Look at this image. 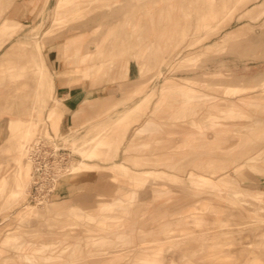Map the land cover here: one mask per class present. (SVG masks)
<instances>
[{"label": "rangeland", "instance_id": "obj_1", "mask_svg": "<svg viewBox=\"0 0 264 264\" xmlns=\"http://www.w3.org/2000/svg\"><path fill=\"white\" fill-rule=\"evenodd\" d=\"M11 3L0 174L21 166L0 183V264H264V0H50L18 19ZM64 39L92 63L91 121L72 136L45 65ZM129 61L139 81H125ZM135 123L144 136L123 155ZM39 134L71 151L42 201Z\"/></svg>", "mask_w": 264, "mask_h": 264}, {"label": "crops", "instance_id": "obj_2", "mask_svg": "<svg viewBox=\"0 0 264 264\" xmlns=\"http://www.w3.org/2000/svg\"><path fill=\"white\" fill-rule=\"evenodd\" d=\"M6 1H13L14 0H0V7L4 5ZM20 1V0H19ZM18 0L15 1V3H11V8L8 11V16L12 17L14 19H18L21 12V7H24V10L26 8L25 12H28V9H31L33 7L32 13H39L41 8L44 6H47L50 3V0H21V5ZM48 1V2H47ZM57 2V1H56ZM21 6V7H20ZM63 43L59 44V54L55 55V58H51V52L47 54L48 59L45 62V65L49 69L50 73L52 74V80H53V89L52 93L53 96L56 97L61 101L60 109L62 111V129H67V132L65 133L67 136H72L73 130L72 128L80 127V121L87 120L90 123V119L92 114L89 112L90 109L86 105L87 100H91L90 97L91 91L94 92V88L91 89L89 86L90 83V77L89 80L85 81L81 79V71L80 69H87L88 72H92L90 66L92 63L88 60L83 62L82 56L80 52H77L74 50V47H69L66 44L65 39L62 40ZM82 44V50L83 45ZM94 49V47H92ZM51 62H53V65H51ZM52 66L56 67L55 70L52 69ZM52 70V71H51ZM83 72V71H82ZM93 74V73H92ZM125 81H139L140 79V72H139V66L137 63H134L133 61H129L128 70L125 72ZM133 88V87H132ZM132 88H125L124 92H127L129 89ZM132 106H129L128 104L124 105L121 110L127 111ZM77 119V120H76ZM135 125V128L129 132L124 138L123 143V155H124V149L127 147V144L129 145L132 143L139 144L142 141V137L144 136V132L146 129L143 128V126H139L138 123L132 124ZM138 125V126H137ZM85 124L83 127H86ZM135 129V130H134ZM132 132V133H131ZM133 135L138 137H135L133 139ZM139 146V145H138ZM133 156V155H132ZM137 156V155H136ZM68 192L63 191L60 193V197L65 196V194Z\"/></svg>", "mask_w": 264, "mask_h": 264}, {"label": "built area", "instance_id": "obj_3", "mask_svg": "<svg viewBox=\"0 0 264 264\" xmlns=\"http://www.w3.org/2000/svg\"><path fill=\"white\" fill-rule=\"evenodd\" d=\"M28 158L33 165L30 198L48 200L71 158V151L61 137L39 134L28 147Z\"/></svg>", "mask_w": 264, "mask_h": 264}, {"label": "bare ground", "instance_id": "obj_4", "mask_svg": "<svg viewBox=\"0 0 264 264\" xmlns=\"http://www.w3.org/2000/svg\"><path fill=\"white\" fill-rule=\"evenodd\" d=\"M9 21H10V19L9 18H5V19H3L2 20V22H1V24H0V31L1 30H4V29H8L9 28ZM87 135V134H86ZM85 135V136H86ZM84 137V136H83ZM82 137V138H83ZM82 138H81V140H82ZM85 138V137H84ZM83 138V139H84ZM21 166V165H20ZM20 166L19 165H16V164H14V167L11 169V171L9 172V173H3V174H0V183L2 182L3 183V185H8V184H10V183H13L14 182V177H13V175H15V172H17L18 170H20ZM79 168H82V167H80V166H78ZM6 172V171H5ZM0 173H1V171H0ZM146 177V180L147 181H150V180H152V176H150V175H146L145 176ZM106 201L105 200H103V201H100L99 202V205H103L104 203H105ZM110 206L111 207H115L114 206V203L113 202H111L110 201ZM125 210H128V209H125Z\"/></svg>", "mask_w": 264, "mask_h": 264}]
</instances>
